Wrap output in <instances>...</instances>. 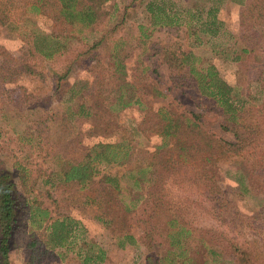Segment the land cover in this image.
Wrapping results in <instances>:
<instances>
[{
    "label": "rangeland",
    "instance_id": "1",
    "mask_svg": "<svg viewBox=\"0 0 264 264\" xmlns=\"http://www.w3.org/2000/svg\"><path fill=\"white\" fill-rule=\"evenodd\" d=\"M93 1L81 0L84 4ZM150 1L177 8L179 23L151 25L146 12ZM30 2L0 0V172L12 177L20 199L10 240V264L81 263L76 247L44 249L39 231L31 230L28 219L30 208L36 207L46 209L52 218L69 215L77 219L83 227L77 231V243L104 248L107 258L102 264H174L165 257L154 260L140 245L118 247V220L110 224L100 221L92 199L110 198L116 192H106L94 183L80 188L64 182L61 172L64 158H77L96 141H130L136 154L132 163L98 165L120 176L121 197L126 199V186L134 187L128 171L143 166L152 146L159 143L156 115L168 105L200 114L206 131L233 140L231 133L220 128L212 99L193 87L172 85L170 72L173 68L184 71L178 60L186 53L193 68L213 64L229 84L250 92L252 120L259 126L261 137L249 151L221 157L222 162L236 163L247 175L249 188L246 192L238 188L239 192L233 180L222 176L219 184L229 189L220 194L216 212L207 211L208 203L199 194L190 204L187 194L193 193L191 188L179 187L183 183L200 187L203 179H184L179 185L168 186L169 194L166 192L164 198L170 199V207L189 217L194 229L184 258L187 264H246L236 258V253H243L255 264H264V0H101L96 20L87 26L55 19L49 6L35 9ZM213 2L221 22L216 34L189 22L186 12L193 4L201 7ZM140 24L151 33L149 37L145 38ZM40 33L53 34L65 48L52 58L44 57L33 46L34 37ZM114 54L121 58L126 81L140 94V106L118 109L113 89L120 81L114 73ZM75 55L78 61L60 81L61 89L55 88L56 73L65 70ZM235 56L238 60H232ZM24 66H30L32 73L24 71ZM189 172L191 176L193 170ZM112 214L118 215L115 207ZM214 216L221 220L215 227L226 231L230 241L222 240L221 235L222 247L216 249L220 254L211 257L197 231L216 221ZM131 231L138 232L135 228ZM32 241L37 245L32 247ZM155 251L162 248L157 246ZM167 256L172 257V253Z\"/></svg>",
    "mask_w": 264,
    "mask_h": 264
},
{
    "label": "trees",
    "instance_id": "2",
    "mask_svg": "<svg viewBox=\"0 0 264 264\" xmlns=\"http://www.w3.org/2000/svg\"><path fill=\"white\" fill-rule=\"evenodd\" d=\"M30 1L31 7L35 9L49 6L55 19L87 26L96 20L98 3L101 0L93 1L91 4H84L81 0ZM177 11L178 9L173 8V5L155 4L151 1L146 6V12L153 26L158 23L177 25L180 21V14ZM186 12L189 15V22L195 21L204 25L209 33L216 34L221 28V22L217 18L218 7L214 6V2L201 7L193 4ZM191 26L194 25L191 24ZM139 28L145 38L149 37L151 33L143 30V25ZM38 35L33 39V46L46 58H52L62 48H65V43L54 38L53 34L40 33ZM88 52L87 50L85 53L91 57ZM243 52L247 50L243 49ZM112 57L115 66L114 73L116 72V79L120 81L117 89H113L118 109L131 105L140 106L141 96L136 93L135 86L126 81L121 58L117 54ZM238 58L239 56H235L232 60H238ZM77 59L75 55L69 60L65 70L56 73L55 88L61 89L60 81L68 74L70 67L78 61ZM188 59L189 54H182L178 62L184 67V71L179 73L173 68L170 72L169 78L172 85L193 87L201 96L212 99L214 108L220 117V128L231 133L233 140H226L206 131L200 120V114L193 111H177L168 105L161 107L156 115L159 143L152 146L143 166L134 167L128 171L134 187L126 186L128 189L126 199L121 197L120 176L114 170L105 171L98 165L102 162L112 165L132 163L136 154L135 145L130 141L125 139L117 142L96 141L86 146L77 158H64L61 172L64 182L75 183L80 188H88L91 183H94L106 192H116V194L111 193L110 198L99 196V198L93 197L92 199L97 203L96 216L100 221L110 224L118 220L121 226L120 237L117 238L118 247L122 248L126 243L140 245L150 253V257L154 260L159 262L160 257L161 259L165 257L174 264H187L184 255H186L188 240L194 229L189 223V217L183 216L179 208L170 207L168 204L171 202L170 199L164 198L166 192L169 194L168 186L183 182L184 179L192 178L193 181L203 179L204 184L200 187L191 183H178V185L181 184L179 187L183 189L186 186L191 188L193 193L187 194L190 204L196 200L195 194H199L208 203L207 211L216 212V208L219 207L220 194L227 192V188L229 189V186L223 187L219 184L222 176L223 179L228 177L236 183L235 190L239 188L241 192H246L249 188L247 175L240 171L236 163L222 162L221 157L247 152L261 137L259 126L255 125L252 120L250 92H244L240 85L229 84L213 64L208 63L204 68L196 69L190 65ZM29 67L24 66V71L32 73ZM83 89L85 87H82ZM112 103L108 104L109 108ZM248 161L249 157L243 164ZM260 164H263V161ZM190 169L193 173L188 176ZM248 171H250L249 166ZM112 195L115 197H111ZM114 207L118 215H110ZM19 208L20 199L15 182L7 173L0 172V264H10V240L17 225ZM213 218L216 219L214 224L210 222L211 224L209 223L206 229L197 231L203 248L211 257L220 254V250L216 249L222 247L221 235L222 240L230 241L226 231L222 232L215 227L216 224L220 226L221 220L216 216ZM28 219L31 230L39 231L38 235L40 239L42 238L41 244L44 249L76 247L74 251L81 259L80 264H102L106 260V250L101 246L91 243L83 247L82 244L77 243V231L82 230L83 227L72 216L52 218L46 209L36 207L30 208ZM126 219L130 220L129 224H126ZM122 221L125 223L123 224ZM132 228L137 229L138 232L131 231ZM30 245L34 247L37 241H32ZM157 246L162 248L161 252L155 251ZM231 248L235 251L237 249L234 245ZM170 253L172 257L169 258L167 255ZM236 258L246 264H255L243 253H236Z\"/></svg>",
    "mask_w": 264,
    "mask_h": 264
}]
</instances>
